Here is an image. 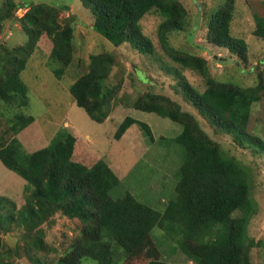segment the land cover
Instances as JSON below:
<instances>
[{
  "label": "trees",
  "instance_id": "trees-1",
  "mask_svg": "<svg viewBox=\"0 0 264 264\" xmlns=\"http://www.w3.org/2000/svg\"><path fill=\"white\" fill-rule=\"evenodd\" d=\"M17 1L3 0L0 35L4 23L15 19L21 9L23 16L15 20L29 42L13 48L0 43V102L11 107L17 101L16 106L22 110L27 106V88L20 73L27 57L40 39L46 37L52 47L50 57L61 66L54 71L60 79L63 69L73 59L75 30L71 18L61 21L57 7L44 2L20 4ZM81 1L91 14L92 29L97 34L114 48L128 44L142 55L151 56L154 46L142 33L140 21L151 11L158 12L162 21L157 37L164 53L183 70L199 75L205 83L204 91L198 92L180 76L178 86L185 102L211 126L232 135L238 145L264 153V142L246 131L251 106L260 100L261 86L243 88L219 82L211 77L205 58L169 45V35L183 31L186 24L187 11L178 0ZM245 1L256 25L253 36L264 40V3ZM234 8L235 0H225L209 16L205 39L208 44L227 50L230 56L246 61L245 41L230 33ZM117 64V57L111 53L90 54L87 72L70 87L77 107L95 123L101 124L107 119L111 100L118 91L105 83ZM131 108L154 113L181 126L180 134L172 140L183 149L176 197L162 213L140 203L130 193L113 198L111 192L120 180L103 159L89 155L79 146L71 133L58 135L39 150L25 151L16 136L34 125V118L18 112L7 127L12 137L0 139V162L25 181V190L29 193L16 217L8 211L1 219L23 225L27 233L56 214L78 220L80 234L59 258V264H80L82 259L113 264L114 244L123 251L121 264H252L251 252L260 243L247 235V226L256 208L246 168L226 155L201 129L197 119L168 96L142 94L132 102ZM134 125L149 142L155 141L150 127L131 117H125L118 125L114 140H120ZM89 161L94 162L88 165ZM3 201L6 200L0 199V211ZM153 228L174 233L188 262L163 261L151 234Z\"/></svg>",
  "mask_w": 264,
  "mask_h": 264
},
{
  "label": "rangeland",
  "instance_id": "rangeland-1",
  "mask_svg": "<svg viewBox=\"0 0 264 264\" xmlns=\"http://www.w3.org/2000/svg\"><path fill=\"white\" fill-rule=\"evenodd\" d=\"M178 1L187 11L186 24L183 31L169 35V45L205 58L211 77L219 82L243 88L261 86L260 100L251 106L246 131L264 142V40L253 36L256 25L246 1L235 0L230 26L231 35L244 40L247 45L246 61L232 57L227 50L206 42L208 18L225 0ZM17 2H44L60 10L61 21L71 18L75 30V50L71 63L63 69L58 79L54 71L61 66L50 57L52 47L49 40L46 37L40 39L20 73V79L27 88L26 108L19 110L17 101L11 107L0 102V139L9 140L12 137L7 127L18 112L34 118V125L28 126L16 136L29 153L46 147L58 135L71 133L76 136L79 146L89 155L103 159L120 180V184L111 192L113 198L130 193L140 203L162 213L176 197L177 172L183 160V149L172 140L180 134L181 126L154 113L134 110L131 104L146 93L168 96L180 104L183 111L197 119L201 129L219 144L226 155L234 157L248 171L251 199L256 210L249 220L247 235L260 243L258 248L252 250L251 261L252 264H264V153L238 145L232 135L211 126L195 108L185 102L178 86L180 76L198 92L204 91L205 83L199 75L183 70L164 53L157 37V28L162 21L159 13L151 11L140 21L142 33L154 46L153 54L149 56L139 54L128 44L114 48L97 34L92 29L91 14L81 0ZM258 2L264 3V0ZM2 4L3 0H0V7ZM22 16L23 10L20 14L16 13L15 19ZM15 19L4 23L0 35V43L9 48L29 42L28 36L21 31ZM99 53H111L118 59L117 66L105 82L109 88H118V91L111 100L107 119L101 124L93 122L83 109L77 107L70 94L72 84L88 70V56ZM125 117L147 124L155 141L149 142L136 125L120 140H114L113 135ZM93 162L89 161L88 165ZM25 186L23 179L7 170L0 162V199L6 200L2 202L0 211V264H59V258L79 236L81 223L56 214L35 231L27 233L23 225L3 221L1 216L11 211L16 217L25 204L29 193ZM151 234L163 261L188 262L177 245L178 237L174 233L167 234L153 228ZM6 236L16 238L14 247L7 244ZM112 248L115 254L113 264H121L123 251L115 244ZM80 264L97 262L82 259Z\"/></svg>",
  "mask_w": 264,
  "mask_h": 264
},
{
  "label": "water",
  "instance_id": "water-1",
  "mask_svg": "<svg viewBox=\"0 0 264 264\" xmlns=\"http://www.w3.org/2000/svg\"><path fill=\"white\" fill-rule=\"evenodd\" d=\"M198 10L200 9V6L197 4ZM214 59H217V56H214ZM221 60V59H220ZM15 239L14 237L11 236H6V242L9 244L11 247L15 246Z\"/></svg>",
  "mask_w": 264,
  "mask_h": 264
},
{
  "label": "built area",
  "instance_id": "built-area-1",
  "mask_svg": "<svg viewBox=\"0 0 264 264\" xmlns=\"http://www.w3.org/2000/svg\"><path fill=\"white\" fill-rule=\"evenodd\" d=\"M20 12H21V9H19V10L17 11V14H20Z\"/></svg>",
  "mask_w": 264,
  "mask_h": 264
}]
</instances>
